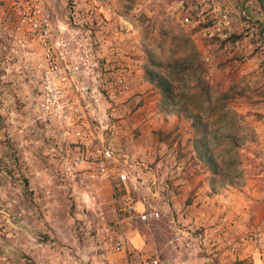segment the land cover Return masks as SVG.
Here are the masks:
<instances>
[{"label": "rangeland", "instance_id": "1", "mask_svg": "<svg viewBox=\"0 0 264 264\" xmlns=\"http://www.w3.org/2000/svg\"><path fill=\"white\" fill-rule=\"evenodd\" d=\"M102 1L109 18L132 26L121 45L150 86L133 103V92L115 101L131 125L116 142L125 154L118 166L140 207L160 215L119 212L117 181L86 177L76 149L36 109L42 58L26 18L50 15L64 35L81 26L86 0H0V264H123L151 255L164 264H264L260 0ZM207 2L230 13L229 27L213 37ZM198 5L206 10L193 28L184 18ZM176 59L191 61L190 69L172 71ZM152 60L176 83V104L165 106L147 78ZM185 104L205 120L213 114L217 173L201 157ZM120 233L125 252L116 249Z\"/></svg>", "mask_w": 264, "mask_h": 264}, {"label": "built area", "instance_id": "2", "mask_svg": "<svg viewBox=\"0 0 264 264\" xmlns=\"http://www.w3.org/2000/svg\"><path fill=\"white\" fill-rule=\"evenodd\" d=\"M206 5L214 19L206 35L213 37L229 27L230 13L220 3ZM205 10L203 6H195L184 22L197 27L201 23L197 17ZM243 14L247 16L244 10ZM26 23L32 40L41 50L35 104L41 117L46 124L62 130L64 139L78 153L75 164L82 167L86 177H111L117 181L122 193L117 204L119 212L138 213L143 219L158 217L159 212L148 211L143 204L140 207L141 201L128 186V171L118 166L125 154L116 148L122 112L115 101L129 92L130 78L140 71L139 62L125 55L121 45L124 30L132 27L129 21L123 16L109 18L102 0H86L81 26L67 29L64 35L54 28L50 15H30ZM127 246L126 236L118 234L116 249L125 252ZM123 264L164 263L159 255H151L139 261L128 259Z\"/></svg>", "mask_w": 264, "mask_h": 264}, {"label": "trees", "instance_id": "3", "mask_svg": "<svg viewBox=\"0 0 264 264\" xmlns=\"http://www.w3.org/2000/svg\"><path fill=\"white\" fill-rule=\"evenodd\" d=\"M260 3L264 9V0H260ZM190 62L191 61L184 59H176L170 62L171 64L169 68H171L172 71H176L177 73L178 71H187L190 69ZM155 65H157L156 62L152 60L151 63L146 66L145 70L147 78L161 89L165 106H168L169 104H176L178 101L176 97L177 93L175 92L176 83L173 82L170 77L164 75L160 70H158ZM184 107L187 109L185 110L187 112V116L192 119V125L196 129V146L201 153V157L205 159L206 163H209L212 167H215V173H217L222 169V166L220 165V162L215 159L214 154L210 151L211 148L208 145V137L211 133L209 127L213 114L209 120H205L201 115H199L198 112L195 113L190 111L186 104L185 106H182L181 109L183 110ZM200 147H202L201 151Z\"/></svg>", "mask_w": 264, "mask_h": 264}, {"label": "crops", "instance_id": "4", "mask_svg": "<svg viewBox=\"0 0 264 264\" xmlns=\"http://www.w3.org/2000/svg\"><path fill=\"white\" fill-rule=\"evenodd\" d=\"M223 1H227V2H231L234 1V0H223ZM229 2V3H230ZM140 71H137L131 78H130V91H129V94L131 95V93H136L135 96L132 97L131 99V102L130 103H133L134 100L140 96V93L138 91H141V92H144L146 94H148V88H150L149 84L147 81L143 80L142 79V76H140ZM142 83V84H141ZM141 84V85H140ZM139 93V94H138ZM138 94V96H137ZM134 95V94H133ZM132 96V95H131ZM124 105V104H123ZM123 111V110H122ZM121 111V112H122ZM123 113V112H122ZM121 119H122V125H121V131L119 133V138L121 140V143H123V137H124V134L127 133L129 130H130V121L128 120V117L124 118V114L122 115L121 114ZM147 119L149 120L151 116L147 115ZM133 118V117H132ZM151 121H153V119H151ZM134 122H135V119H134Z\"/></svg>", "mask_w": 264, "mask_h": 264}]
</instances>
